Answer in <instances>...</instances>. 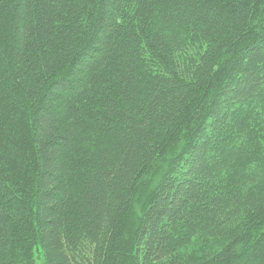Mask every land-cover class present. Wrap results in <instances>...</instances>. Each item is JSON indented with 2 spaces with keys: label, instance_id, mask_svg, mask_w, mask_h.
<instances>
[{
  "label": "trees",
  "instance_id": "1",
  "mask_svg": "<svg viewBox=\"0 0 264 264\" xmlns=\"http://www.w3.org/2000/svg\"><path fill=\"white\" fill-rule=\"evenodd\" d=\"M263 112L264 0H0V264H264Z\"/></svg>",
  "mask_w": 264,
  "mask_h": 264
},
{
  "label": "rangeland",
  "instance_id": "2",
  "mask_svg": "<svg viewBox=\"0 0 264 264\" xmlns=\"http://www.w3.org/2000/svg\"><path fill=\"white\" fill-rule=\"evenodd\" d=\"M252 111V110H250ZM249 111V112H250ZM254 112V111H253ZM252 113V112H251ZM259 128H260V148L264 150V112L259 117ZM159 173L152 177V181L142 190L139 196H137V201L133 211L128 214L127 223L128 229H131L135 225V214L139 213L143 205L148 201L151 192V186L158 180ZM128 237L126 240L127 247L131 243L130 232L128 230ZM14 264H44L43 253L40 246L34 240H22L18 246L13 251Z\"/></svg>",
  "mask_w": 264,
  "mask_h": 264
}]
</instances>
